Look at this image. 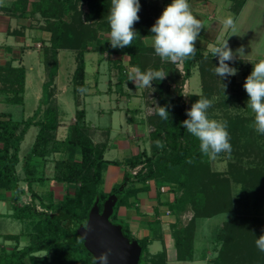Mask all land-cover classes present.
Wrapping results in <instances>:
<instances>
[{
  "label": "trees",
  "instance_id": "16d2710c",
  "mask_svg": "<svg viewBox=\"0 0 264 264\" xmlns=\"http://www.w3.org/2000/svg\"><path fill=\"white\" fill-rule=\"evenodd\" d=\"M81 1L85 0L12 2L16 13L25 15L31 5L32 13H40L45 19L42 27L50 32V37L49 44L44 46L43 59L49 78L43 83V97L47 104L40 118L35 119V116L41 108L34 116L26 119H16L9 112H1V115L6 114L7 117H0V198L5 196V191H12L13 211L9 214L24 220L29 242L24 246L17 243L12 249H7L0 243V264H96V257L86 240L79 242L83 235L81 227L86 225L93 205L98 200L102 210L106 199L111 194H118L111 220L121 223L117 216L118 207L130 203V198L146 188V183L152 179L170 184L171 192L174 193V198L165 202L170 211L177 215V221L171 226L179 259H192L194 256V238L199 218L230 212L233 216L224 220L218 229L217 238L222 239L223 249H220L218 256L212 258V264H264V257H257L261 251L255 245V240L264 234L257 227L258 224L261 226L264 217V135L257 134L249 127L254 117L245 113L251 111L247 109V101L241 112L229 111L231 104L248 99L243 83L239 89L235 85L231 86L235 89L230 95H225L224 85L219 83L220 78L213 71L218 66V58L212 57L209 50L199 47H196L193 58L182 62L183 72L177 69V63L162 62L155 54L152 43L146 41L152 35L150 28L155 23L153 19L147 21L144 18L150 0H140V20L134 26L138 35L132 46L113 49L108 41L109 37L95 39L92 43L98 36V31L105 29L104 25L108 24L106 17L111 0H86L89 5L86 13L79 7ZM166 1L171 3V0ZM231 1L233 12L238 14L246 0ZM6 7L0 6L2 9ZM95 17H100V22L97 21L95 25L88 23ZM61 48H69L75 52L77 65L72 83L77 95L87 87L86 54L89 51L106 52L112 61L122 60L119 57L112 59L114 54H120V57L127 55L130 64L139 67L141 71L151 68L169 74L162 81L152 82L156 92L154 112L148 116L149 123L154 127L149 134L153 145L152 153L143 148L123 162L105 158L106 144L94 142L85 121L86 110L79 106L78 100L76 120L70 125L67 136L64 139L56 138L60 118L53 102L51 86L58 71V52ZM244 62L238 58L226 63L235 67ZM194 68H198L201 75V90L188 93L187 102L184 99L183 85L191 77ZM119 73L118 83L122 89L121 84L128 73H125L123 67L119 69ZM25 76V67L22 65L13 66L12 62L0 64V96H4L3 100L14 103L24 101ZM169 77L170 81L167 80ZM217 90L220 95L215 100L214 92ZM12 92L16 94L10 97ZM201 96L212 101V107L208 110L209 117L220 118L228 123L232 151L224 154L232 158L225 170L214 169L211 158L201 154L199 141L181 126V122L187 119L186 110ZM157 105L168 106L169 119L164 120L157 114ZM32 124L40 126L39 132L23 159L24 175L21 176L17 172L19 151ZM157 141L162 142L163 147L158 146ZM52 151L63 152L62 157L55 162L53 177L73 184L74 190L67 191L58 201H54L52 196L47 204L39 202L43 209H39L35 201L19 205L18 201L25 192L22 180L28 182L35 198L41 197L34 186L46 180L44 167L41 169L39 163L40 159H44ZM111 162L124 163L128 170L121 183L111 191H105L101 188L103 174ZM138 165L142 166L133 173L132 169ZM137 182L143 185L137 186ZM52 193L51 191V195ZM187 210H192L193 214L184 223L181 215ZM122 224L127 237L138 239L128 225ZM152 229L154 238L161 239L160 224L154 223ZM20 236L18 233L7 235L15 239ZM138 241L142 246L139 264L142 258L146 264H167L166 249L151 254L148 249L149 239L142 238Z\"/></svg>",
  "mask_w": 264,
  "mask_h": 264
},
{
  "label": "rangeland",
  "instance_id": "374dc122",
  "mask_svg": "<svg viewBox=\"0 0 264 264\" xmlns=\"http://www.w3.org/2000/svg\"><path fill=\"white\" fill-rule=\"evenodd\" d=\"M13 1L14 0H10L6 2V4H3L4 6H7L5 10L7 11L12 10L16 12L12 7ZM32 1H37V0H30V2ZM193 1L195 0H188L189 4L191 5V8L193 7V4H191ZM208 1L212 3L213 2L217 3L216 14H218V18H222L226 15V13L229 10V6L231 8V3H232L229 0H206V2ZM147 4H148L147 6L148 9L145 12L144 18H146L147 21L149 19L150 20L153 19L156 21V19L161 15L163 9L169 3L166 0H150V2H148ZM30 7L27 8V13L25 15L22 16L21 12H19V14L21 15V17L27 18L25 19L27 24L30 23L33 27L36 28H38L39 26L42 27L45 24V19L40 13L33 14L32 11L30 10L31 9ZM79 7L85 13L89 11V5L86 2V0L81 1L79 3ZM207 8H209V4ZM229 12H230L228 13L229 16L233 17L232 15L233 11L230 10ZM83 18L87 19L85 17ZM99 20H101L100 17L99 18L95 17L92 21L91 20H89V22L88 20L86 21L88 23L95 25L97 21L100 22ZM103 20H105V18ZM237 26H238L239 34L243 33L244 36H247L246 41H248V45L251 46V50H253L254 52L258 50L264 54V0H248L247 7L245 8L243 17L240 18ZM104 27L105 29H100L98 31V36L92 40V43L95 42V39L101 37H108L110 27L108 24H105ZM202 38L204 42H208V40L205 37L202 36ZM222 40H224L223 36L218 39V42ZM146 41L152 43L151 36H148L146 38ZM38 45L43 46L42 43H38ZM196 46L199 45L196 44ZM42 54L39 51H32L29 55L25 56L26 63H29V67L32 66L33 68H30L28 71V77H27L28 88L27 90H25L26 95L24 96V101L22 103L7 102L3 100L4 96H0V117L1 116H4L5 118L7 117L6 114L1 115V112H9L14 116V118L20 119L23 118L22 116L24 113L27 114L28 112H32L33 108L37 107L39 102V100L37 99L38 96L37 93L39 92L41 94L42 89L40 90L39 87L41 88L43 87L42 76H43V81H46L49 78L48 68H45L46 63L43 59ZM74 55L75 52H72L71 49H61L59 55V62H58V69L60 72L59 82H63V80L65 82L66 80L65 83L67 84L69 79L72 80L74 73L73 70H75L76 68V67L74 68L76 62L75 60L76 57ZM112 56L120 57L121 55L114 54ZM109 57L110 56H108L106 52L103 53L101 51H96V50L86 54V70H87L86 81L91 85V88L88 91V93L82 94L83 103L80 107L82 108L84 106L86 108V118L88 121L91 120V122L87 124L88 129L90 128V126L92 127V125L96 124L94 128L97 129V132L93 129V127L91 128L96 132L93 136L100 138V140H104L105 143L107 144H108L107 141L110 142V144H108V148H106L104 151L105 157L109 159H114L118 162H123L126 160L125 148L119 145V143L115 144V140L118 137H121L122 135L126 134L125 132L126 130L124 129L125 123L123 122L124 112L122 111L121 113L119 111H116L115 109H113V107H115L118 103H120V105H122L123 107L129 106L131 109L137 108V110L135 111L131 110L129 112L128 118L133 122H140L141 128H143L142 125H144V120L146 119L148 123L147 124L148 132L146 133L145 138L139 139L138 145L140 149L145 148L146 150H148L149 153H152L153 145L149 134L154 127L149 123L148 116L154 112L156 92L155 90L153 91L154 88L153 89L136 88L134 82L129 81L128 77L125 78V81H123V83L121 84L122 85V89H121V86H119L118 83L120 80L119 69L123 67L125 73L129 74V72L131 71L129 70V68L132 69L134 68V66L130 64L129 60L128 61L115 60L114 62L120 64L117 65L114 63L112 65V63L109 60ZM262 59H264L262 56L247 58L245 59L246 61L243 64L234 67L238 70L237 75L224 79L225 82L222 81L221 79H218L219 83L220 84L222 83L221 85L223 84L226 85L225 88L226 92H224V89H221V92H224L225 95H230L232 91L235 89V87L236 89H239L240 88L239 86L242 83L244 84L245 78L251 73L253 67L252 64L257 63ZM108 66L111 67L110 68L111 76H108L109 75ZM176 67L182 72L184 71L182 62H177ZM167 80L170 81V77L167 78ZM110 81H111V86H110ZM233 85H235V87L231 88V86ZM110 87H112L114 91H109ZM200 90H201V75L199 69L194 68L191 77L188 80H186L183 85L184 99L187 100L188 93L193 91L199 92ZM14 94L16 93L12 92L10 93L9 96L12 97V95ZM74 95L75 94L72 90V87H68L67 90L61 94V99L63 101H60V103L64 109L61 115H63V117H65L68 120L76 119L75 112L77 105L75 104ZM219 95H220L219 90L214 92V97H216L215 100L219 99ZM42 96H44V92ZM115 97H119L121 101L116 100ZM44 98L45 97H42V100ZM247 100L248 99L239 102L237 101V104L235 105L231 104L229 106V111L230 112L234 111L235 113L241 112L246 107V104L244 102H246ZM53 102L54 104L56 103L55 101ZM46 104L47 102H45L44 99L43 102L41 103V107L42 105H46ZM111 110H113L112 114H111ZM59 112L60 111H58V113ZM245 113L247 115H251L254 117V114L251 111ZM74 115H75V119L73 117ZM216 120L221 121L220 118ZM121 123L123 124V126ZM149 128L150 130H148ZM130 131H132L131 134L134 133L133 129H130ZM38 132H39V127L34 124L31 125L24 139L21 142V148L19 151L20 161L17 164V172L21 176L24 175V171L22 167L23 159H25L27 152L31 149ZM108 136L110 138L107 140L106 137ZM59 154L60 156H62L63 152L60 151ZM64 154L67 155L66 152H64ZM231 158L232 157L224 153H221L215 159L211 158L210 160L214 169L225 170L226 168H228V163ZM244 159L246 160L247 158L244 157ZM44 160L47 161L46 162L47 164L45 163ZM55 162H56V156L51 154L47 155L43 160L40 159L39 164H41L40 165L41 169H42V164L44 165L45 163L44 175L46 178L48 177H50L51 179L54 178L53 177L54 169L52 168L55 166ZM141 166L142 165H138L137 169H139ZM113 171H116V169L111 168V166L105 169L103 174V181L101 184V188L103 190H107L109 183H111L109 177L111 174L112 175L115 174ZM47 183H49L47 187H50V185L52 184L50 182ZM119 183L121 182L115 183L113 187L118 185ZM21 185L25 189V192L18 201L19 205L29 203L30 201H35L37 203V207L39 209H43V207L39 204V202L41 204H47L52 199L51 197L53 195H51L50 190L47 189L42 190L41 188L39 190V187H35V190L38 191L41 196L35 198L27 181H21ZM161 186L162 189H165V191H168L172 195H174V193L171 192L170 184L166 182H161ZM73 190H74V185L70 186L69 189L68 188L63 189V191L61 192H59L58 190L56 197L61 198V196L65 193L64 191H73ZM12 195H13L12 191L8 190L5 191V196L0 198V243L7 249H12L17 243H19L20 246H24L26 243L29 242L28 235L25 233L27 227L24 220L16 218L9 214L13 211V207H12L13 201L11 198ZM54 201H58V200H54ZM232 216L233 214H231L230 212H223L210 218H199L195 231L193 258L186 260L172 259V261H169L167 263L168 264H212V258L214 259L216 256H218L220 254V249L222 248L221 247L222 239L217 238L218 229L224 220L231 218ZM184 219L186 220L185 223H187L188 216H184ZM261 222H262L261 226L260 224H258L257 227H260V230L262 229L264 231V217ZM11 233L12 234L18 233L21 236L19 237V239H15L13 237H7V235ZM139 239L142 240L141 237ZM158 245H161L160 241H157L153 245H149L148 246L149 251L155 252L156 247ZM261 255L264 257V252H260V255H257V257H261ZM140 264H146L143 258ZM245 264H247V262Z\"/></svg>",
  "mask_w": 264,
  "mask_h": 264
},
{
  "label": "crops",
  "instance_id": "0c3cea01",
  "mask_svg": "<svg viewBox=\"0 0 264 264\" xmlns=\"http://www.w3.org/2000/svg\"><path fill=\"white\" fill-rule=\"evenodd\" d=\"M8 1H10V0H7V1L3 0V4H6V2H8ZM229 1L232 2L231 0H229ZM247 3H248V0L245 1V3L243 4V6H242V8L238 14H235L234 12H232V15H233V18H234L236 24H238L240 18L243 17V14L245 12V8L247 7ZM191 4H193V7L191 8L193 15L197 19H200L204 25L203 30L201 31L200 36H199V38L201 40L198 39L196 42V44H198L199 46H196V47H199L205 51H208L210 45L223 43L224 40H226L230 35H232L231 31L229 29L224 28V26H223V20L229 16L228 13H230L229 11L232 10V8H230V6H229V10L226 13V15L222 18H218V14H216L217 3H215V2L212 3L209 1L206 2V0H195ZM208 4H209V8H207ZM231 5H232V3H231ZM21 15L23 16L22 13H21ZM21 15L19 14V12L16 13L12 10L7 11L5 9L0 8V64H6L9 62H12L13 66H21V65L24 66L25 67V75H26L25 76V90H27V88H28V85H27V83H28V78H27L28 77V71L30 68H33V67L32 66L29 67V63H26L25 56L29 55L32 51H39L42 54L43 53L42 50H44V46L49 44L48 39L50 37V32L48 30L44 29L43 27L39 26L38 28H36V27H33L30 23L27 24L25 21V19H27V18L21 17ZM237 35L238 36L234 35V37L228 38V44L234 53L236 52V50L238 48H241V47L244 48L245 55L240 56V58L237 56L236 59L239 58V59H243L244 61H246L245 59L253 58L255 56H262L264 58V54L262 52H260L258 50L254 52L253 50H251V46L248 45V41H246L247 36H244L243 33L239 34V31L237 32ZM202 36L205 37L208 40V42H204ZM222 36L224 37V40L218 42V39L221 38ZM38 43H42L43 46L42 45L39 46ZM252 48H254V47H252ZM61 49H69V48H61ZM61 49L58 52V62H59V55H60ZM72 52H74V51L72 50ZM89 52H91V51H89ZM89 52H87V53H89ZM42 56H43V54H42ZM111 58L115 59L118 57L112 56ZM120 58L122 60H127V61L129 60V57L127 55H125L124 57H119V59ZM109 60H110V58H109ZM110 62L112 63V65L115 63L112 60H110ZM76 65H77V62H75L74 68L76 67ZM108 68H109V75L108 76H111V71H110L111 67L108 66ZM129 70H131V69L129 68ZM45 72H46V69H45ZM59 76H60V72L58 69L57 74L54 78V83L52 84L51 87L53 89V94H52L53 101L56 102L55 105L57 107V110L60 111L59 112L60 124L56 130V138L64 139L69 132L70 125L76 119H75V115L73 116L75 120H73V119L68 120L65 117H63V115H61L63 113V110H64L63 107L61 106V103H60V101H63L61 99V94L64 93L68 87H72V90L75 94L74 95L75 96V104L77 105L76 102L78 100L80 102L79 106H81L83 103L82 94L88 93V91L91 88V85L86 81V83H87L86 89L83 92H81L79 95H77L73 89L72 80L69 79L67 84L65 83L66 80H65V82H64V80H63V82H59ZM86 76H87V70H86ZM42 82L43 83L45 82V81H43V76H42ZM110 86H111V81H110ZM39 89L40 90L42 89V93L41 94L39 92L37 93V95H38L37 99L39 100V102H38L37 107L33 108L34 112L33 111L28 112L27 114L24 113L22 116L23 118H20V119H26V118L34 116L35 112L39 108H41L42 110L40 111V113H38L37 116H35V119H38L42 116V112H43L44 108L46 107V105H42V107H41V103H42L41 101H42V97H43L42 96L43 95V87L42 88L39 87ZM109 91H114V90L112 89V87H110ZM25 95H26V92L24 91V96ZM77 96H78V99H77ZM115 99L118 101H121L119 97H115ZM113 109H115L116 111H119L121 113H122V111L124 112L123 122L125 123L124 129L126 130L125 131L126 134L122 135L121 137H118L115 140V144L119 143V145H121L122 147L125 148V151H126L125 157L127 158V157L137 153L140 150V147L138 145V141L141 138H145V135L148 132L147 131V124L148 123L145 119L144 125H142L143 128H141L140 122H133L128 118L129 112L131 110L135 111V110H137V108L131 109L129 106L123 107L122 105H120V103H118L115 107H113ZM85 110H86V108H85ZM112 111L113 110H111V114H112ZM85 121L87 124L89 122H91V120H89V121L87 120L86 115H85ZM34 125H36V124H34ZM36 126L40 127L39 125H36ZM95 126H96V124L92 125L93 129L97 132V129L94 128ZM122 126H123V124H122ZM92 127L90 126V128L88 130H89L91 136L93 137L94 142L105 143L104 140H100V138L93 136L96 132L93 129H91ZM130 129H133V131H134L133 134H131L132 131H130ZM148 130H150V128ZM60 132H62V133H60ZM106 138L108 140L110 137L108 136ZM107 142H108V144H110L109 141H107ZM105 144H106V148H108V144L107 143H105ZM59 153H60V151H52L50 154L55 155L56 160H57V159L62 157V156H60ZM107 159H109V158H107ZM110 160H114V159H110ZM44 161H45V163L47 162L46 160H44ZM45 163H44V165H45ZM44 165H42V168L44 167ZM110 166H111V168L116 169V171H113L115 173L114 175H112V174L110 175L109 179H110L111 183H109L107 190H105V191H111V188L113 187V185L115 183L122 182L124 175H125V172H126V170H128V167L124 163L116 164V163L111 162L107 166V168ZM52 169H54V171H55V166ZM49 175H52V174H49ZM22 181H25V180H22ZM45 182H44L45 184L44 183H41V184L37 183L34 186L39 187V190L41 188L42 190L47 189V190L52 191L54 200L61 199L62 196H64V194L67 192V191H64L65 193L61 196V198H59V197L57 198L56 194H57L58 190H59V192H61V191H63V189H65V188L69 189L70 186L73 185V184H67V183L60 181V180H57L55 178L51 179L50 177L46 178ZM47 182L52 183L50 185V187H47V185L49 184ZM136 185L142 186L143 183L137 182ZM146 185H147L146 188L139 190L136 196H133L130 198V203H128V204L124 203L118 207V212H117L118 219L121 221V224L124 223V224L129 226L131 232L133 233V235H135L136 238L137 237H138V239L140 237L141 238H148L149 239L148 246L155 244L157 241L161 242V245H158L156 247L155 252L149 251V252H151V254L159 252L163 249H166L167 262L172 261V259L184 260V259H179L177 256V247L175 244V238L173 236V229L171 226L174 222L177 221V215L174 214L172 211H170L167 202H165L167 200H172L174 198V195H172L168 191H165V189H162L163 185L161 186L160 181H156V180L152 179V180L148 181L146 183ZM123 186H125V184ZM116 196H117V200H118V194H116ZM192 214H193L192 210L185 211L181 215L182 221L185 223L186 220L184 219V216H188V220H189L192 217ZM208 218H210V217H208ZM156 222L158 224H160V229L162 232L161 233L162 234L161 239L160 238H154V235H153L152 226H154V223H156ZM197 223H198V220H197Z\"/></svg>",
  "mask_w": 264,
  "mask_h": 264
},
{
  "label": "clouds",
  "instance_id": "9594fccd",
  "mask_svg": "<svg viewBox=\"0 0 264 264\" xmlns=\"http://www.w3.org/2000/svg\"><path fill=\"white\" fill-rule=\"evenodd\" d=\"M2 4L3 0H0V5ZM140 8V0H111L106 19L110 27L108 41L113 49L133 45L138 35L134 25L140 20ZM223 26L231 31L232 35L229 37L238 36V26L232 16L223 20ZM203 27V22L193 15L188 0H171L150 28L155 54L162 62L177 63L193 58L197 50L196 42ZM228 38L223 43L209 46L211 56L218 58V66L213 69L214 74L221 80L238 73L236 68L226 62H233L237 56L240 58L245 55L243 47L234 53L228 44ZM252 65L251 73L243 84V89L248 95L247 109L254 114V121L249 127L257 134L264 135V59ZM166 76L162 70L149 68L141 71L139 67H134L129 72L128 79L134 82L136 88L153 89L152 82L162 81ZM211 107L212 101L201 96L186 110L187 119L181 122V126L199 141L202 155L215 159L221 153L230 154L232 145L228 123L210 118L208 110ZM157 114L164 120L169 119L168 106L157 105ZM157 144L163 147L162 142L157 141ZM86 236V233L82 235L79 242H83ZM255 245L264 252V234L255 240ZM111 254V248L102 252L96 257V264L97 261L99 264H108Z\"/></svg>",
  "mask_w": 264,
  "mask_h": 264
},
{
  "label": "water",
  "instance_id": "95a60500",
  "mask_svg": "<svg viewBox=\"0 0 264 264\" xmlns=\"http://www.w3.org/2000/svg\"><path fill=\"white\" fill-rule=\"evenodd\" d=\"M98 201V200H97ZM95 202L88 221L81 227L83 235L86 233V242L95 257L107 249H112L108 264H139L142 246L135 238L130 239L123 232V225L111 220L114 206L117 202L116 194H111L100 210Z\"/></svg>",
  "mask_w": 264,
  "mask_h": 264
},
{
  "label": "built area",
  "instance_id": "2783aa9c",
  "mask_svg": "<svg viewBox=\"0 0 264 264\" xmlns=\"http://www.w3.org/2000/svg\"><path fill=\"white\" fill-rule=\"evenodd\" d=\"M138 171L137 167L133 169V172L136 173ZM31 202V201H30Z\"/></svg>",
  "mask_w": 264,
  "mask_h": 264
}]
</instances>
